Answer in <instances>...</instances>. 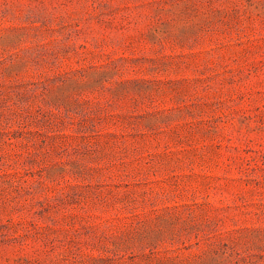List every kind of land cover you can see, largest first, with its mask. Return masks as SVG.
<instances>
[{
    "label": "rangeland",
    "instance_id": "obj_1",
    "mask_svg": "<svg viewBox=\"0 0 264 264\" xmlns=\"http://www.w3.org/2000/svg\"><path fill=\"white\" fill-rule=\"evenodd\" d=\"M0 264H264V0H0Z\"/></svg>",
    "mask_w": 264,
    "mask_h": 264
}]
</instances>
